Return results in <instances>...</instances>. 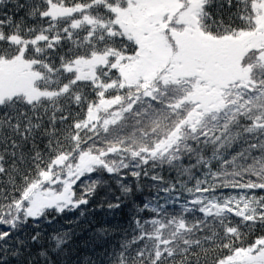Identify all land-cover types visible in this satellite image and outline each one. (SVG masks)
<instances>
[{"label":"snow or ice","instance_id":"1","mask_svg":"<svg viewBox=\"0 0 264 264\" xmlns=\"http://www.w3.org/2000/svg\"><path fill=\"white\" fill-rule=\"evenodd\" d=\"M0 264H264V0H0Z\"/></svg>","mask_w":264,"mask_h":264},{"label":"trees","instance_id":"2","mask_svg":"<svg viewBox=\"0 0 264 264\" xmlns=\"http://www.w3.org/2000/svg\"><path fill=\"white\" fill-rule=\"evenodd\" d=\"M119 195L120 193L117 191L114 181H110V186L99 189L96 195L90 199V203L82 209L86 213L85 216H81L80 211L69 212L59 217L55 225H45V230L51 232L54 227L74 232L72 247L75 250H79L83 248L95 229L124 223L128 213L127 208L123 206L118 210H109L107 208V204L116 202L115 196ZM143 195L146 196L148 193L145 192ZM140 198L138 194L137 199L139 200Z\"/></svg>","mask_w":264,"mask_h":264}]
</instances>
